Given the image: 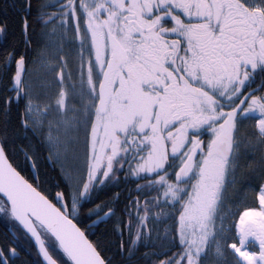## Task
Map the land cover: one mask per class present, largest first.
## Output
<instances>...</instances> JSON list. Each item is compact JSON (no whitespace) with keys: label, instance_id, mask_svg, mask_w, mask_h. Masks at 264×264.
Returning <instances> with one entry per match:
<instances>
[{"label":"snow or ice","instance_id":"obj_1","mask_svg":"<svg viewBox=\"0 0 264 264\" xmlns=\"http://www.w3.org/2000/svg\"><path fill=\"white\" fill-rule=\"evenodd\" d=\"M0 264H264V0L5 3Z\"/></svg>","mask_w":264,"mask_h":264},{"label":"trees","instance_id":"obj_2","mask_svg":"<svg viewBox=\"0 0 264 264\" xmlns=\"http://www.w3.org/2000/svg\"><path fill=\"white\" fill-rule=\"evenodd\" d=\"M5 3H11V0H0V20L3 19V5ZM9 23L12 27V33L11 35L9 36V39H17L19 40L20 39V35H19V27L16 23H14L11 19L9 20ZM38 171L40 172V175L42 178H45V177H56V173L55 171H53L51 168L49 167H46L45 164L41 161L40 163V167L38 169ZM123 187V186H122ZM129 188H131L132 186L129 185L128 186ZM110 231H111V225H101L97 228L96 232H97V236H99L102 240L104 239V233H109V238H112L114 239V237H111L110 235Z\"/></svg>","mask_w":264,"mask_h":264},{"label":"flooded vegetation","instance_id":"obj_3","mask_svg":"<svg viewBox=\"0 0 264 264\" xmlns=\"http://www.w3.org/2000/svg\"><path fill=\"white\" fill-rule=\"evenodd\" d=\"M42 178V177H41Z\"/></svg>","mask_w":264,"mask_h":264}]
</instances>
